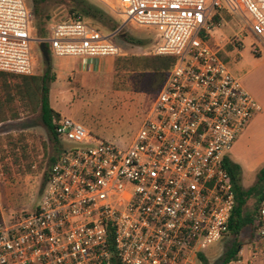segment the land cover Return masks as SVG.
Instances as JSON below:
<instances>
[{"label":"built area","instance_id":"2783aa9c","mask_svg":"<svg viewBox=\"0 0 264 264\" xmlns=\"http://www.w3.org/2000/svg\"><path fill=\"white\" fill-rule=\"evenodd\" d=\"M95 1L153 28L155 55L176 61L126 149L59 118L58 139L79 148L59 152L32 213L1 219L0 264H193L227 235L235 199L223 160L261 112L207 32L225 1L264 48V0ZM30 17L24 0H0V72L32 75ZM115 34L74 14L51 24L48 50L116 57ZM252 225L264 247V197Z\"/></svg>","mask_w":264,"mask_h":264},{"label":"rangeland","instance_id":"374dc122","mask_svg":"<svg viewBox=\"0 0 264 264\" xmlns=\"http://www.w3.org/2000/svg\"><path fill=\"white\" fill-rule=\"evenodd\" d=\"M24 5L31 16L29 33L32 39L49 36V28L53 23L69 19L76 13L81 15L78 9L80 5H94L104 13V19L85 20L104 33H116L111 40L120 49V55L90 60L80 57L55 58L48 51V78H53L49 83V104L60 117L77 121L100 140L121 149L128 148L156 96V93L139 92L136 89L134 82L139 78L140 70L135 66V59L155 55L157 33L152 28L125 23L118 13L95 0H24ZM228 13L240 31L243 21L233 13ZM217 14L221 15V10ZM220 17L217 16L216 21H213L220 22ZM235 34L229 31L227 25H214L207 32V44L214 50L220 49V58L229 64L237 61V52L245 48L240 62V67H246L244 72L238 73L239 77L232 74L245 89L262 91L264 81L256 78L258 72L254 71V65L255 70L264 65V52L260 60L254 61L253 58H258L261 55L258 49L264 48L248 30L244 35L247 36L244 43L236 42ZM130 38L139 40L142 44H131L128 42ZM31 45V76L40 77L46 72L45 58L39 43ZM90 61L99 64L90 66ZM233 66L230 65L231 69ZM77 67L81 72H70ZM263 68L264 66L260 67L259 71ZM7 82L15 85L21 82V77L8 76ZM69 148L79 146L65 139H59L58 143L51 141L40 122L38 112L26 111L20 106V102H16L7 120L0 124L2 220H15L37 208L43 189V177L48 174L51 159L57 157L62 149ZM228 157L233 158L232 154ZM240 166L241 185L248 189L255 183L256 174L249 172L241 163ZM253 209L254 199H251L244 211L252 213ZM232 240V237H225L204 250L202 255L207 264H218L225 247ZM238 241L245 244L240 255L243 264H264L263 252L253 257L250 255L252 244L256 241L253 225L242 229ZM191 261L193 264H202L197 261L195 254L191 256Z\"/></svg>","mask_w":264,"mask_h":264},{"label":"trees","instance_id":"16d2710c","mask_svg":"<svg viewBox=\"0 0 264 264\" xmlns=\"http://www.w3.org/2000/svg\"><path fill=\"white\" fill-rule=\"evenodd\" d=\"M78 9L81 12V15L78 13L75 15L79 17L82 16L84 20L85 18L92 21L95 19L99 20L106 18L104 13L94 5H80L78 6ZM89 24L91 25V23ZM128 42L131 44H142L141 41L132 38L128 39ZM44 45L46 49H48V45L46 43ZM135 61V66L140 70L139 78L134 82L136 89L139 92L157 94L169 70L174 65L176 58L171 56L153 55L143 56L142 58L135 59ZM45 64L47 67L46 72L40 77L31 75L16 76L0 72V124L7 120L18 101L24 110L38 112L40 122L45 128L49 139L58 143L59 139L55 133V129L60 115L55 112L49 104V83L52 82L53 78H48L49 63L47 59H45ZM8 76L21 77V82L15 85H9L7 82ZM55 158L51 159V166L53 165ZM223 166L232 183L235 205L228 223V232L226 235L227 238L232 237L233 240L225 247V250L219 258L218 264H230L237 260V255L244 245V243L238 241L242 229L246 226L252 225L254 214L264 197V167H261L256 172L255 183L248 189H244L241 185L240 167L232 162L229 157L224 158ZM49 171L48 174H45L43 177L42 192L46 185ZM251 199H254V209L252 213H248L244 210L246 204ZM197 258L200 263L207 264V261L202 254L197 255Z\"/></svg>","mask_w":264,"mask_h":264},{"label":"crops","instance_id":"0c3cea01","mask_svg":"<svg viewBox=\"0 0 264 264\" xmlns=\"http://www.w3.org/2000/svg\"><path fill=\"white\" fill-rule=\"evenodd\" d=\"M103 5H105V4H103ZM110 6H112V5H110ZM220 10L222 13L221 15L217 14V13H219ZM220 10L217 11V13H216L217 15H215L213 17V20L216 21L217 16H219V17L221 16L220 17L221 19L219 20L221 25L222 24H224V26L227 25L229 31L234 32V34H235V31L238 30L237 29V23L236 22L234 23L232 21V19L229 17L228 12H230V10H229L227 4L225 3V1H223V6ZM245 29L246 28H245L244 24H242V26L240 27V31L238 30V32L234 35V36H236V39H235L236 42H243L244 43V40L247 38V36H244L246 34V31H247V29L246 30ZM106 34H109V33H106ZM112 34H114V33H112ZM249 34H251V33L249 32ZM48 37L49 36H44L42 38H34V39L31 38V43H35V44L39 43V47H40V45L43 42H45L47 44ZM156 42L158 45V43H159L158 36L156 37ZM31 43H30V46H32ZM211 48L214 49L213 47H211ZM244 50H245V48H243L242 50L237 52L238 53V60L235 62H232L229 64L228 62L223 60V62H225L228 65L230 71L236 77H239L237 74L244 72V68H246L243 66L240 67V62H241V58L243 56ZM258 50H259L261 55L258 58H253L254 61L260 60L262 57V54L264 52V49H262V48H260ZM47 51H49V50L47 49ZM216 51H218V53H219L220 49L216 50ZM90 62H91L90 66H96L97 64H99V62H95V61H90ZM231 64L234 65L232 69L230 67ZM263 66L264 65H261L258 68H256V70H255V65H254V71L258 72L256 75V78H260L262 81H264V68L261 69L260 71H259V69H260V67H263ZM83 68L84 67L82 66L81 69H83ZM72 71H73V73L81 72L79 67H77L76 70H70V72H72ZM70 72H68V74H70ZM247 91L259 103V105L261 106V112L256 114L253 117V119L251 120V122L249 123L247 128L243 131V133L235 141V143L233 144V147L231 149V152H230V154H232L233 158H229V159L239 166L241 163L249 172H254L256 174L258 169H260L261 167H264V89L262 91L261 90L257 91L254 88H252L250 90L248 89ZM244 245H243V247H244ZM243 247L241 249H243ZM261 252L264 253V247L263 246H261V245L255 246L254 244H252V247L250 250V255L252 257L258 253H261ZM240 255H241V250H240L239 254L237 255V258H236L237 260L234 262H231L230 264H232V263L234 264L235 262L243 264L242 263V256H240ZM246 264H250V263L248 262Z\"/></svg>","mask_w":264,"mask_h":264},{"label":"water","instance_id":"95a60500","mask_svg":"<svg viewBox=\"0 0 264 264\" xmlns=\"http://www.w3.org/2000/svg\"><path fill=\"white\" fill-rule=\"evenodd\" d=\"M39 48H40V51L43 54L44 58L47 59L48 52H47V49H46L44 43H42Z\"/></svg>","mask_w":264,"mask_h":264}]
</instances>
